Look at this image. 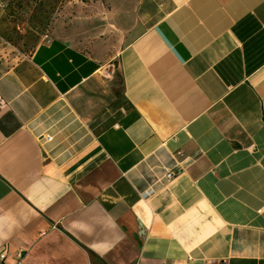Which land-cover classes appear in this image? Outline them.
I'll list each match as a JSON object with an SVG mask.
<instances>
[{
  "label": "crops",
  "instance_id": "0c3cea01",
  "mask_svg": "<svg viewBox=\"0 0 264 264\" xmlns=\"http://www.w3.org/2000/svg\"><path fill=\"white\" fill-rule=\"evenodd\" d=\"M77 12L0 61V264H264V0ZM114 32L126 103L93 124Z\"/></svg>",
  "mask_w": 264,
  "mask_h": 264
},
{
  "label": "rangeland",
  "instance_id": "374dc122",
  "mask_svg": "<svg viewBox=\"0 0 264 264\" xmlns=\"http://www.w3.org/2000/svg\"><path fill=\"white\" fill-rule=\"evenodd\" d=\"M104 0H0V61L32 54L57 30L67 29L82 8L99 7ZM116 32L109 37V62L96 80L89 117L93 124L117 114L125 106L116 55L122 48ZM118 40V41H117ZM130 39L126 40V43ZM3 44V45H2Z\"/></svg>",
  "mask_w": 264,
  "mask_h": 264
},
{
  "label": "built area",
  "instance_id": "2783aa9c",
  "mask_svg": "<svg viewBox=\"0 0 264 264\" xmlns=\"http://www.w3.org/2000/svg\"><path fill=\"white\" fill-rule=\"evenodd\" d=\"M52 140V138L51 137H47L46 138V141L48 142V141H51ZM173 178V174H171V173H169V174H167V176H166V179L167 180H170V179H172Z\"/></svg>",
  "mask_w": 264,
  "mask_h": 264
}]
</instances>
